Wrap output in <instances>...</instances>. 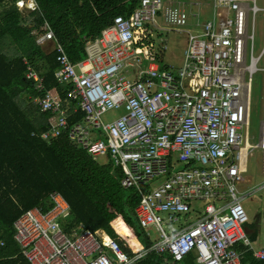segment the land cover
<instances>
[{"label": "built area", "instance_id": "obj_1", "mask_svg": "<svg viewBox=\"0 0 264 264\" xmlns=\"http://www.w3.org/2000/svg\"><path fill=\"white\" fill-rule=\"evenodd\" d=\"M187 3L140 1L130 17H115L101 37L87 41L86 58L78 63L47 22L33 32L40 46L55 45L56 81L74 87L66 99L52 89L35 101L52 114L43 139L67 134L94 161L114 160L124 175L123 188L138 194L135 214L152 245L134 253L120 236L122 242L102 230L65 227L71 207L54 192L53 209L32 208L14 223V240L30 264H130L151 251L177 261L194 254L201 264H243L235 248L241 242L264 260V249L254 248L245 229L250 219L239 197L251 153L264 152V121L259 144L251 143L250 133L254 75L264 56V49L255 55L250 28L261 10L257 0L206 2L214 7L213 18L201 33H189L185 63L173 73L157 61L158 46L144 41L149 25L152 35L164 30L162 21L171 30L186 26ZM18 6L36 9L34 0ZM26 79L40 83L34 71ZM73 100H78L73 114L80 108L84 123L69 122ZM113 110L124 114L105 124L102 115ZM94 131L98 139L92 138Z\"/></svg>", "mask_w": 264, "mask_h": 264}, {"label": "trees", "instance_id": "obj_2", "mask_svg": "<svg viewBox=\"0 0 264 264\" xmlns=\"http://www.w3.org/2000/svg\"><path fill=\"white\" fill-rule=\"evenodd\" d=\"M20 1L0 0V264H30L14 240V223L32 208L53 209L54 192H61L71 207L70 216L62 220L65 227L92 233L102 230L115 239L123 238L134 253L143 247L148 250L151 240L135 214L138 195L123 188L121 170L113 163L93 161L67 134L43 139L52 114L41 111L35 101L43 100L52 89L66 99L74 87L56 81V49L41 48L33 36L47 22L70 60L78 63L86 57L87 41L100 37L115 17H130L142 0H34V11L20 9ZM148 28L144 43L154 44L153 27ZM163 59L157 54L165 70ZM30 71L40 83L27 81ZM77 103H70L71 115ZM84 117L77 107L69 122L84 123ZM249 234L253 243L258 241L257 233ZM235 248L243 264H264L252 247L237 243ZM130 264L201 263L193 254L177 261L169 253L151 251Z\"/></svg>", "mask_w": 264, "mask_h": 264}, {"label": "rangeland", "instance_id": "obj_3", "mask_svg": "<svg viewBox=\"0 0 264 264\" xmlns=\"http://www.w3.org/2000/svg\"><path fill=\"white\" fill-rule=\"evenodd\" d=\"M187 2L185 8L190 15V20L186 26L171 30L162 21L161 27L164 30L156 31L153 34L159 49H163L167 43L168 49L164 58V65L172 71H177L184 65L189 33H201L203 24L212 19L214 15L212 4H207L205 1ZM251 6L253 7L254 5L251 4ZM257 7L261 11L255 18H252L250 34H255L254 53L258 57L264 49V0H257ZM47 44L41 48L51 51L53 45ZM252 47L253 43H250V50H252ZM160 53L163 56L165 50H161ZM259 67L260 71L254 75L253 84V117L250 131L253 145L260 143L262 123L264 121V56L260 59ZM123 114L124 110L109 111L102 115V121L106 124L112 123L123 116ZM99 163L103 164L104 160H99ZM248 172L245 177L246 182L239 187V191H241V196L239 197H247L243 201V207L250 219L248 226L258 225L260 227L259 240L254 246L257 249H262L264 248V152L262 150L257 149L251 153ZM162 218L166 220V215H162ZM166 231L169 232L168 230Z\"/></svg>", "mask_w": 264, "mask_h": 264}, {"label": "crops", "instance_id": "obj_4", "mask_svg": "<svg viewBox=\"0 0 264 264\" xmlns=\"http://www.w3.org/2000/svg\"><path fill=\"white\" fill-rule=\"evenodd\" d=\"M193 1H195V0H193ZM104 31V30H103ZM103 33V32H102ZM102 36V35H101ZM100 36V37H101ZM99 38V37H98ZM154 38V37H153ZM154 40H155V43H156V39L154 38ZM50 44H47V45H53V48L55 49V45H54V43L53 42H49ZM156 45H157V43H156ZM166 45H167V43H166ZM165 45V46H166ZM168 46V45H167ZM41 47H43V46H41ZM167 49H168V47H167ZM167 49L165 50V54L163 55L164 56V58H165V55H166V52H167ZM160 50H163V49H160ZM86 52V51H85ZM86 58V57H85ZM186 59V58H185ZM164 60V59H163ZM185 63V62H184ZM165 70H167V71H170V72H173V73H177L179 70H180V68H179V70H177V71H172V70H170V68L169 67H167V68H165ZM51 119H52V117H51ZM50 119V120H51ZM49 123H50V121H49ZM80 123H82V122H80ZM106 124V123H105ZM50 127H51V123H50ZM92 134V138H94V139H98L99 138V136H98V134H96V131H94V132H92L91 133ZM83 149V148H82ZM92 158V157H91ZM94 161V160H93ZM96 162V161H95ZM97 163H99V162H97ZM109 163H113V165L115 166V167H117V169H119V170H121L120 169V167L119 166H117L116 164H115V162H114V160H112L111 158L110 159H107V160H104V163L103 164H101V163H99V164H101V165H106V164H109ZM183 166H184V163L181 165V167H178V169L180 170H183ZM123 173V172H122ZM123 179H124V175H123ZM123 181V180H122ZM121 184H122V182H121ZM134 190V189H133ZM135 191V190H134ZM136 192V191H135ZM61 193V192H60ZM137 193V192H136ZM138 195V194H137ZM245 198H247V197H244V199ZM70 205V204H69ZM113 223V222H112ZM111 223V224H112ZM111 226V225H110ZM113 229V228H112ZM245 229H246V231L248 232V234L251 232L252 234H254V233H257L258 234V237H259V233H260V227L258 226V225H254V227L253 226H251V225H249L248 226V224L246 225V227H245ZM249 236H250V234H249ZM259 240V239H258ZM258 242V241H257ZM257 242H255V243H257ZM241 243H243V242H241ZM255 243H253V246H254V244ZM254 248H255V246H254ZM255 249H257V248H255ZM262 249H264V248H262ZM262 249H257V250H262ZM144 251V247H143V250L142 251H139V252H143ZM194 255V254H193ZM195 256V255H194ZM256 257V256H255ZM140 258V257H139ZM257 258V257H256ZM258 259V258H257ZM261 260V259H260Z\"/></svg>", "mask_w": 264, "mask_h": 264}]
</instances>
